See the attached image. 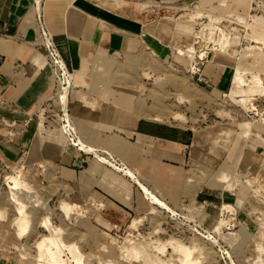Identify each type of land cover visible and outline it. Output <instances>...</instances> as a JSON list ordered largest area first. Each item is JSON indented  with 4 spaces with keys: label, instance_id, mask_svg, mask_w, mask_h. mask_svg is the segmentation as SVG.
Here are the masks:
<instances>
[{
    "label": "rangeland",
    "instance_id": "rangeland-1",
    "mask_svg": "<svg viewBox=\"0 0 264 264\" xmlns=\"http://www.w3.org/2000/svg\"><path fill=\"white\" fill-rule=\"evenodd\" d=\"M36 1L32 0V3ZM212 1L177 5L179 10L176 13L158 18L159 27L170 33L165 36L169 43L175 42L173 45L178 46L177 52L191 47L197 33L198 15L190 10L206 17L233 12L230 10L234 7L230 9L229 2H224L228 6L220 11L212 7ZM31 13L34 17L38 15L33 4ZM253 31L264 34L262 29ZM186 41L191 42L186 45ZM180 44L186 48H179ZM250 44L236 40L231 54L237 57V52ZM147 49L143 45L142 51L132 60L106 57V60L98 62L87 59L86 87L89 91L100 92L107 86L116 91L124 89L127 103L136 106L138 116L156 117L155 122L190 133L191 148L198 161L191 162L187 177L190 205L183 210L169 208L140 183L136 170L128 168L110 151L88 144L68 112V103L64 111L63 104L59 102L67 119L57 112V93L51 90L46 96L42 117L48 120V125L56 127L62 144L118 173L131 182L134 190L138 185L152 207L139 218L134 231H129L127 226L137 217L122 213L109 198L103 199L95 194V197L87 199L86 194L71 193L69 186L60 182L49 165L37 169L28 163L5 166L0 162L1 260L10 264H51L47 256L49 261L44 259L45 254L37 244L50 236L49 226H53L60 233L61 261L58 264H75L69 251L74 248L78 249L75 256L81 264H185L184 254L175 248L177 243L191 250L188 264H264V186L253 175L243 171L244 154L256 146H261L258 151L264 148V124L258 115L264 111V95L250 97L251 104L245 107L230 97L231 87L224 94L204 91L194 85L181 65L173 63L174 53L172 59H158ZM261 52L257 54L261 58H239L237 65L247 63V69L260 74L264 81V63L258 61L264 59ZM80 72L83 73L82 70ZM78 89L81 88L74 83L67 92V98ZM21 165L27 173L24 182L30 191L28 189L25 193L22 188L16 191L21 195L17 196L25 201L22 204L30 218L26 233L18 236L13 224L17 216L14 213L16 201L9 193L6 177ZM254 179L262 189L258 193L251 188ZM198 191L201 194L229 191L236 201L205 207L194 202ZM62 202L76 204L74 213L66 216L60 212ZM223 205L230 208L222 211ZM221 218L225 219L217 230ZM46 219L48 226L43 224Z\"/></svg>",
    "mask_w": 264,
    "mask_h": 264
},
{
    "label": "crops",
    "instance_id": "crops-1",
    "mask_svg": "<svg viewBox=\"0 0 264 264\" xmlns=\"http://www.w3.org/2000/svg\"><path fill=\"white\" fill-rule=\"evenodd\" d=\"M200 1L41 0L38 11L61 56L76 73L81 89L71 92L67 107L85 141L123 160L137 171L143 186L175 210L190 205L187 177L191 162L197 161L190 133L155 122L156 117L138 116L136 106L127 103L124 87L122 91L108 86L102 92L89 91L86 64L89 58L98 62L106 57L132 60L144 45L158 59H172L174 53L173 63L182 66L195 86L224 94L231 87L235 56L210 52L199 72L191 73L192 61L175 53L178 46L169 43L165 36L170 33L157 23L165 14L176 13L177 5ZM212 2V7L220 11L228 6L224 2H229V8L234 7L228 8L230 11L242 13L250 4V0ZM32 4L37 8L32 0H0V162L5 166L28 163L37 169L49 165L71 193L86 194L87 199L95 194L109 198L122 213L142 218L152 204L141 188L137 185L134 190L131 182L118 173L64 146L56 127L42 117L52 80ZM148 27L151 33L146 31ZM186 42L189 45L191 41ZM180 47L183 49L184 44ZM259 147L244 154L243 171L264 186V148L258 151ZM235 201L229 191H198L194 195L195 204L205 207ZM0 264L10 263L0 259Z\"/></svg>",
    "mask_w": 264,
    "mask_h": 264
},
{
    "label": "bare ground",
    "instance_id": "bare-ground-1",
    "mask_svg": "<svg viewBox=\"0 0 264 264\" xmlns=\"http://www.w3.org/2000/svg\"><path fill=\"white\" fill-rule=\"evenodd\" d=\"M37 3V10L40 11V2L39 0L36 1ZM190 12H194L195 14L198 15V17H202L203 14H201L200 12H197L195 10H190ZM35 13V11H34ZM38 15H40V13H38ZM189 15V14H188ZM187 16V15H186ZM213 15H207L208 18V22L205 24L204 28L210 29V24L211 21H213ZM189 18V17H188ZM251 21L247 22L248 23V27L250 28L251 32L246 34L245 36V40H248L250 42H254L251 43L250 45H246L245 47L241 48L238 52H237V57L236 61L237 64L239 63V58L245 59V58H251L253 59H257V54L260 51L262 55L264 56V34H258L255 33V31L252 32V29H262L264 32V20L260 19L257 16H251ZM181 27V26H180ZM184 27L187 28V26L184 25ZM182 28V27H181ZM147 32L151 33V29L150 27H148L146 29ZM236 36V35H235ZM194 37L197 38V41L199 42L200 38H202V40L204 41L205 38L203 36V34H194ZM238 40L237 37H233V39H227L226 37H224L223 35H220V38L217 39L216 44H218V51L221 53H225V54H231V51H233L234 49H232L234 42ZM227 47H230V49H228ZM186 47H184L185 49ZM196 48L194 45H191V47H188L187 49L184 50V52H182L179 49V52L181 54V56L183 54H188L189 56H192L194 53L196 54ZM203 53H201L202 55ZM232 55V54H231ZM234 56V55H233ZM259 57V56H258ZM261 58V57H259ZM258 61L260 63H264V59H258ZM249 63V62H248ZM236 64V65H237ZM108 67V66H107ZM259 72V71H258ZM78 74V73H77ZM72 80H73V84L77 83V78H76V73L72 74ZM59 98L61 103L63 104V109L64 111H66V105L68 103V98H67V90L64 89L63 91H60L59 93ZM255 95H264V81L261 78L260 74H258L257 72H251L247 69V63L243 64V65H237L235 66L234 72H233V76L231 79V92H230V97L238 102H241L245 107H248L249 104V100L250 97L252 98ZM100 96V95H99ZM237 98H239V100H237ZM251 104V103H250ZM249 104V105H250ZM258 115L260 116V119L263 120V124H264V111L261 113H258ZM179 117V116H174V118ZM160 119V117H159ZM161 120V119H160ZM262 141H264V139H262ZM26 171L24 170V166L21 165L20 167H18L12 175H9L6 177V181L9 183V188H10V195L12 196V199L14 201H16V206H14V213L17 215L13 221V224L16 225L17 228V235L18 236H22L26 233L27 231V223L29 222V215L25 212V205L22 204L24 201L23 198L18 197L17 195L21 196L20 193L18 191H16V189L18 188H22L23 190L29 189L30 188L27 186V183L24 182V178L26 176ZM254 188L253 191H255L256 193H258L259 191H262V189L256 185V181L254 179L253 182V186L251 185V188ZM28 192V191H27ZM25 202V201H24ZM27 202V201H26ZM29 202V201H28ZM77 205L76 204H69L66 202H62L60 203V212H62L64 215L68 216L69 214H73L74 211L76 210ZM230 206L227 205H223V207L221 208V210L223 211L224 209H229ZM222 217H224L225 215L222 213L221 214ZM221 218L218 221V224L216 226L217 230H220V224H222L223 219ZM140 219H133L131 221V223L129 224L128 230L129 231H134V228L138 225ZM43 224L45 226H48V219L43 221ZM49 229L51 230L50 236H46L43 239H41V243L37 244V247L42 251L41 253L45 256L44 259H49L50 262L52 261L51 264H55V263H60V243H59V238L60 237V233L59 231L54 228L53 226H49ZM220 232V231H219ZM164 245H166L164 243ZM133 247V246H132ZM136 247V246H135ZM133 247V248H135ZM175 248H178L177 250L180 252L182 251V253L184 254V258H186L185 260V264H188L187 259H189V256L191 254V250L181 244H178L175 246ZM38 249V250H39ZM133 250H138V249H133ZM70 253L72 254V258L75 262V264H81L80 259L78 257H76L75 255H77L78 249L74 248V249H69ZM40 252V251H39ZM134 252V251H133ZM42 256V255H40ZM39 256V257H40ZM47 256V258H46ZM79 260H78V259ZM43 259V260H44ZM47 259V260H48ZM46 260V261H47ZM48 260V261H49ZM37 261H41V260H37ZM190 262V260H189ZM63 263V262H62ZM50 264V263H48Z\"/></svg>",
    "mask_w": 264,
    "mask_h": 264
},
{
    "label": "built area",
    "instance_id": "built-area-1",
    "mask_svg": "<svg viewBox=\"0 0 264 264\" xmlns=\"http://www.w3.org/2000/svg\"><path fill=\"white\" fill-rule=\"evenodd\" d=\"M251 16H257L264 20V0H250L249 10L246 13L227 12L223 15L214 16L210 24V29L204 28L205 24L208 22V18L206 16L198 17L197 21L199 20V22L196 24V26H198L196 34H203L205 40L203 41L202 38H200L198 42L197 38L193 37L192 45L196 48V54L194 53L192 56H189L187 53L183 54L192 61L189 71L197 74L207 54L218 51V44H216V42L217 39L220 38V35H223L227 39L237 37L248 44L254 43L245 40L246 34L251 32L250 28L247 26V22L251 21ZM36 25L40 45L45 53L46 65L51 75V90H55L57 93V112H60L61 117L67 119L66 115L64 116V113L60 109L58 92L64 89L69 92V89L73 87L72 70L61 56L59 48L46 29L41 15L36 16ZM243 32L244 35L241 34ZM232 47H234V45ZM182 48L184 49V47ZM227 48L230 49V47ZM175 53L178 54L177 51H175ZM201 53L203 54L201 55Z\"/></svg>",
    "mask_w": 264,
    "mask_h": 264
}]
</instances>
